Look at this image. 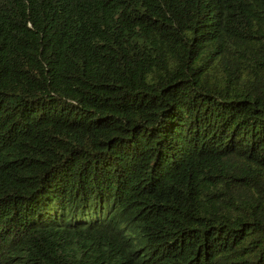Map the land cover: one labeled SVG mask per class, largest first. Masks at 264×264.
<instances>
[{"label": "trees", "instance_id": "1", "mask_svg": "<svg viewBox=\"0 0 264 264\" xmlns=\"http://www.w3.org/2000/svg\"><path fill=\"white\" fill-rule=\"evenodd\" d=\"M0 264H264V0H0Z\"/></svg>", "mask_w": 264, "mask_h": 264}]
</instances>
